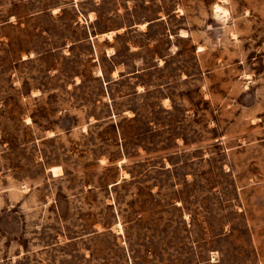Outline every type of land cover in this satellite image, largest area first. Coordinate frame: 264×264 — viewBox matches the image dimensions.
<instances>
[{"label": "rangeland", "instance_id": "1", "mask_svg": "<svg viewBox=\"0 0 264 264\" xmlns=\"http://www.w3.org/2000/svg\"><path fill=\"white\" fill-rule=\"evenodd\" d=\"M0 264H264V0H0Z\"/></svg>", "mask_w": 264, "mask_h": 264}, {"label": "bare ground", "instance_id": "2", "mask_svg": "<svg viewBox=\"0 0 264 264\" xmlns=\"http://www.w3.org/2000/svg\"><path fill=\"white\" fill-rule=\"evenodd\" d=\"M219 8V7H218Z\"/></svg>", "mask_w": 264, "mask_h": 264}]
</instances>
